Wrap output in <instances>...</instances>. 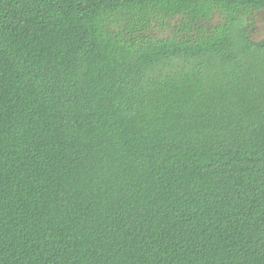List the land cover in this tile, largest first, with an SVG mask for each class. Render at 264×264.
<instances>
[{"label": "trees", "instance_id": "trees-1", "mask_svg": "<svg viewBox=\"0 0 264 264\" xmlns=\"http://www.w3.org/2000/svg\"><path fill=\"white\" fill-rule=\"evenodd\" d=\"M264 0H0V264H264Z\"/></svg>", "mask_w": 264, "mask_h": 264}, {"label": "rangeland", "instance_id": "rangeland-1", "mask_svg": "<svg viewBox=\"0 0 264 264\" xmlns=\"http://www.w3.org/2000/svg\"><path fill=\"white\" fill-rule=\"evenodd\" d=\"M253 26L251 28V35L254 40L259 41L264 38V12L258 13L254 18L252 17Z\"/></svg>", "mask_w": 264, "mask_h": 264}]
</instances>
